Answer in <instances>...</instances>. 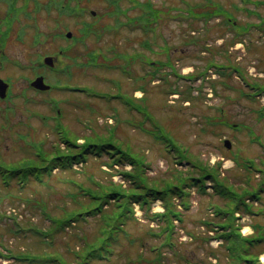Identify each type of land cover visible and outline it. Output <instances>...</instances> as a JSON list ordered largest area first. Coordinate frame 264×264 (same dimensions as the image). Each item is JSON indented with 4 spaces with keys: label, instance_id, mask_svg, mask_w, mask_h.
I'll use <instances>...</instances> for the list:
<instances>
[{
    "label": "rangeland",
    "instance_id": "1",
    "mask_svg": "<svg viewBox=\"0 0 264 264\" xmlns=\"http://www.w3.org/2000/svg\"><path fill=\"white\" fill-rule=\"evenodd\" d=\"M154 1L162 9L169 5L186 9L184 2L190 5L206 2ZM210 1L222 5L227 12L226 18L204 21L193 19L188 12L180 16L176 10L174 15L166 13L164 8L156 31L145 34L128 25L112 29L109 24L113 20L103 16L106 11L103 0H81L80 5L86 8V13L77 17L66 13L64 8L61 11L51 6L49 0H16L15 6L21 10L10 26L7 38L12 41L7 42L3 50L10 57H0V65L7 66H0L1 75L16 77L24 72V77H30L41 62L40 59L36 62L34 54L53 55L58 47H70L65 61L72 69V77L39 69L45 74L42 73L49 81L46 80L47 83H60L61 86L46 94L34 91L17 94L19 83L15 82V97L8 99L6 104L10 108L6 111L9 115L3 119L0 116V163L7 166L30 161L40 165L42 158L48 161L68 150V146H62L64 140L74 144L75 137L91 141L89 136H92L103 138V141L111 138L124 150L130 148L142 156L149 163L145 175L150 183H176L184 177L183 170H187L189 175H196L197 166L188 169L191 164L186 160L176 164L173 151H168L170 147L147 131L135 127L138 121H142L146 130H154L150 121L133 108L128 110L120 99L114 97L125 94L132 102L145 107L167 137L179 143V150L203 163L214 164L220 171V180L231 185L236 192L256 193L258 196L256 202L247 203L248 216L247 211L240 214L244 219L236 224L235 203L232 200L214 193L212 189H208L202 197L191 190L187 198L190 207L183 210L178 206L182 221L175 222L171 229L173 233L167 237L172 246H162L158 251H151L150 248L159 247L166 236L160 235V239L155 240L149 238V233H159L161 222L155 215L162 213L163 206L160 202H153L143 209L136 206V220L127 222L129 235L117 248L114 262L109 264H236L241 258L256 259L257 254L264 251V115L259 117L264 114V97L261 101L257 98L258 91L264 95V4L256 3L264 0ZM122 5L128 6V1L122 0ZM3 7L1 4L0 8ZM88 7H93L102 15L96 25L92 24L93 31L102 32V37L92 36L82 43H69L64 37L67 30L76 36L81 21H93L87 15ZM200 10L195 8L193 11ZM121 20L125 23L126 17ZM231 21H235L236 25ZM145 39L150 41V48L143 45ZM208 59L221 64L214 65L218 69H229L233 76L225 79L221 77V71L227 70L218 71L214 67L206 71ZM74 60L75 64L96 61V66H75ZM169 61L176 71L170 75L171 68L166 64ZM153 62L155 65H150ZM23 65H26L25 71ZM28 66L33 70H28ZM231 70H235L236 75ZM189 74L195 75L193 79H186ZM190 85L192 87L188 90ZM84 86L90 88L91 94L77 89ZM197 86H201V91H197ZM245 86L258 91H249ZM171 88L179 91L169 95ZM209 91L212 92L211 98L208 97ZM94 93L104 94L106 98L96 97ZM189 93L195 99L186 102L183 95ZM141 97L142 104L137 102ZM7 127L13 128V131L6 132ZM225 139L231 143L230 149L223 145ZM82 141L79 140V143ZM88 156L86 163L74 167V170L55 171L53 174L58 177L45 176L44 183H27L21 187L12 182L10 188L0 193V214L6 215L12 212L14 206L27 203L26 214L22 210V218L11 215L13 218L9 221L4 218L3 224H0V230H3L0 239L4 247L11 248V253L28 251L34 255L51 251V254L57 255L55 260H51L53 264L75 262V247L79 244L73 226L69 231L47 238L36 236L32 231L22 232L18 237L15 233L4 231L13 228L15 220L23 227L46 230L49 222L43 210L59 214L57 207L63 205V195L75 192L69 182L71 179L92 189H96L97 184L115 187L120 184L122 190L128 191V182L123 181L117 171L130 170L131 166L122 170L113 155L104 152ZM240 208L239 211L245 209L243 206ZM220 212L224 213V219L219 218ZM208 222L222 226H234L235 223L236 227H240L241 234L247 237L254 231L249 237L256 239L250 246V255L239 248L228 260L225 239L218 246L210 242L212 231ZM84 223L81 229L92 238L99 222L89 219ZM46 247H50V251ZM1 253H4V258H0V262H6L9 252ZM263 255L260 260L264 264ZM10 261L11 264H27L13 258ZM35 263L30 261V264Z\"/></svg>",
    "mask_w": 264,
    "mask_h": 264
},
{
    "label": "trees",
    "instance_id": "2",
    "mask_svg": "<svg viewBox=\"0 0 264 264\" xmlns=\"http://www.w3.org/2000/svg\"><path fill=\"white\" fill-rule=\"evenodd\" d=\"M214 8L215 5L210 9L212 14L217 12V9ZM80 41L82 42L83 39ZM222 76H225L226 79L230 78L224 71ZM128 101L130 100L128 99ZM155 138H158V141L166 143L167 146H170L175 151H179V146L175 145L166 135H155ZM65 142L69 147L65 154L53 157L48 161L42 158V164L40 165L31 163L25 166L22 165V168L16 169L15 173L19 174L22 178H26L28 176L37 177V175L45 172L49 173L56 168H60L61 171L66 170L73 165L86 162L89 158L88 155H99L104 149L108 151L110 148H112V151L108 152L113 155L115 161L121 167L126 163L132 166L131 171L122 173L129 183L127 192L118 186L115 187L110 184H97L96 189H89L75 181V193H65L63 195V206L57 207L59 214L53 213V217L49 218L52 223L51 227H54L52 228L53 233L64 231L70 228L72 224H75V239L81 247V252L75 254V264L114 262L117 248L124 243V239L129 235L126 226L127 222L129 220H136L133 215L134 204H137L142 209L156 201H160L163 204L164 212L161 215H155V218H158V221L161 222L159 223V233H149V238L155 240L160 239V235L166 236L159 247L155 245L150 248L151 251H158L162 246H172V243L168 241L167 237L173 233L171 230L174 226L173 220L175 218L179 219L176 205L180 203L185 208L189 205L187 198L191 189H195L199 194H205L206 190L211 188L214 193L234 200L236 207H239V205L247 206L245 203L247 197L252 201L258 199L255 193L241 195L231 185L224 184L216 173L217 169L210 167L208 164H202L200 160H190L192 165L200 166L199 170L197 169L196 175L189 177L186 174L176 183L168 181L164 185H159L156 182L150 183V180L145 175V166L148 165L144 162L142 156L133 155L128 150L122 151L102 142H95L93 144L92 142L86 141L81 145L77 144L76 141L75 145L68 141ZM177 154L178 156L176 157L179 160L187 159L182 151ZM185 171L187 170H184V173ZM66 198H71V206H68L65 200ZM89 219H96L99 222V227L95 231V235L92 238L85 234H80L79 236L77 233L82 232L81 227ZM223 235L230 242L231 234L224 233ZM130 240L137 242L135 239ZM255 241L256 239L248 238L247 240L244 238L235 243L239 244V248L247 253L246 255H250V246ZM263 252H259L256 259L248 258L245 261L252 264H260L258 257Z\"/></svg>",
    "mask_w": 264,
    "mask_h": 264
},
{
    "label": "flooded vegetation",
    "instance_id": "3",
    "mask_svg": "<svg viewBox=\"0 0 264 264\" xmlns=\"http://www.w3.org/2000/svg\"><path fill=\"white\" fill-rule=\"evenodd\" d=\"M4 49H1L0 48V57L1 56H3V55H5V52L3 51ZM41 74H38V76H40ZM3 77H4V75H2ZM2 77V78H3ZM21 76H18L17 78H20ZM35 77V76H34ZM33 76H30V77H28V78H26V77H24V81H22V82H20V83H23L24 82V84L23 85H20L19 86V88H26V89H29V86H30V82H31V80H33V78H34ZM37 77V76H36ZM4 79V78H3ZM8 79V78H7ZM26 81V82H25ZM7 88H6V91H7V96H10V93L11 94H13V91H12V83H9L8 81H7ZM32 90H34L35 92H38V93H41L40 91H38V90H36V89H34V88H31ZM7 96L5 97V98H0V113H1V111H3L4 110V108H3V106H4V101L5 100H7L8 98H7Z\"/></svg>",
    "mask_w": 264,
    "mask_h": 264
},
{
    "label": "water",
    "instance_id": "4",
    "mask_svg": "<svg viewBox=\"0 0 264 264\" xmlns=\"http://www.w3.org/2000/svg\"><path fill=\"white\" fill-rule=\"evenodd\" d=\"M49 61V59H47V62ZM43 88V87H42ZM44 88H46V87H44Z\"/></svg>",
    "mask_w": 264,
    "mask_h": 264
},
{
    "label": "bare ground",
    "instance_id": "5",
    "mask_svg": "<svg viewBox=\"0 0 264 264\" xmlns=\"http://www.w3.org/2000/svg\"><path fill=\"white\" fill-rule=\"evenodd\" d=\"M262 259H264V255L262 256Z\"/></svg>",
    "mask_w": 264,
    "mask_h": 264
}]
</instances>
